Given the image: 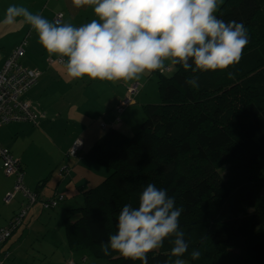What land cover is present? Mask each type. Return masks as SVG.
<instances>
[{"label":"trees","instance_id":"trees-1","mask_svg":"<svg viewBox=\"0 0 264 264\" xmlns=\"http://www.w3.org/2000/svg\"><path fill=\"white\" fill-rule=\"evenodd\" d=\"M60 12L64 16L63 11L55 15ZM215 15L247 28L249 43L238 64L195 73L198 89L186 83L193 74L181 65H174L171 75L160 72V101L142 105L143 116L134 121L131 134L117 127L128 106L119 111L118 105L128 91L116 105L109 129L90 146L83 141L76 152L111 170L96 185L82 188L80 201L66 202L69 197L63 193L41 198L49 176L39 180L28 214L37 205L44 211L60 207L66 212L57 227L64 225L70 252L85 249L114 264H141L116 253L105 256L100 249L116 233L123 206H137L140 192L153 183L184 209L179 230L189 245L182 256L187 264H264V0H225ZM38 112L36 119L20 121L38 123L45 115ZM12 234L0 244L3 262L9 256L4 245ZM171 247L165 240L162 248L148 253V264H173ZM194 251L201 252L195 261Z\"/></svg>","mask_w":264,"mask_h":264},{"label":"clouds","instance_id":"clouds-1","mask_svg":"<svg viewBox=\"0 0 264 264\" xmlns=\"http://www.w3.org/2000/svg\"><path fill=\"white\" fill-rule=\"evenodd\" d=\"M222 2L72 0L77 8L93 7L96 18L80 26L50 22L42 14L12 4L3 22L11 25L22 18L49 55L66 58L68 82L88 77L127 83L162 71L170 62L190 70L193 75L186 83L198 89L195 73L229 69L240 62L249 43L243 22L224 21L215 15ZM183 211L166 189L149 183L140 192L137 206L125 204L120 210L117 231L100 251L105 256L116 253L148 264V253L169 240L173 244L171 256L176 257L174 264H185L180 259L189 247L185 233L179 230ZM191 256L198 260L201 252L194 251Z\"/></svg>","mask_w":264,"mask_h":264},{"label":"crops","instance_id":"crops-1","mask_svg":"<svg viewBox=\"0 0 264 264\" xmlns=\"http://www.w3.org/2000/svg\"><path fill=\"white\" fill-rule=\"evenodd\" d=\"M12 4L23 5L33 13L40 12L50 22L54 20L53 16L57 11H63L64 23H71L74 26H80L95 19L93 7L77 8L72 0H0V68L15 46L25 38L31 37L26 42V53L22 60L28 57L32 65L22 63L31 68H39L42 73L37 83L27 91V97L32 100L40 112L45 113L38 123L20 121L1 126L0 143L9 147L12 155L23 165L24 182L29 189L35 190L39 180L49 176L44 190H40L41 198L63 193L65 197H69L66 202L80 201L82 188L88 187V182L92 185L99 182V177L94 180L88 177L92 169L104 175L108 173L103 168H93L95 166L84 157L80 159L83 156L82 152L79 156L80 161L74 160L75 156L68 153L73 140L77 137L82 138L85 147L90 146L108 125H112L116 105L120 102L119 100L128 96L126 88L130 84L139 82L143 84V86L140 84L142 89L140 88L141 90L133 95L134 102L127 104L128 106L120 113L121 121L117 124V127L128 133L134 121L143 116L142 105L149 102L146 96L150 95V92L154 96L155 94L160 95L157 87L159 70L127 83L93 81L88 77L68 82L69 77L65 68L66 58L63 62L55 61L59 56L49 55L42 45L37 43L35 34L31 36L32 28L22 18H17L16 22L11 25L3 22L7 7ZM49 58H53L54 61L50 62ZM166 65L169 67L168 62ZM151 77L155 78L156 87L151 84ZM149 87L152 89L150 90ZM39 138L42 141H38ZM38 155L44 161L36 167L34 161L37 165L39 159L34 157ZM3 165L4 160L0 156V218H5L0 221V227L6 226L9 218H12L11 216L18 211L16 208L18 206L20 208V203H22L20 200L23 199L21 197L17 200V194L9 203L4 201L6 194L13 189L15 178L4 172ZM79 167H84V170L77 171L76 168ZM95 173L92 172V175ZM39 209H41L40 206L35 212ZM61 214L64 216L66 212L61 211ZM40 217L38 214L36 218ZM82 258L84 259L82 256L80 260ZM68 261L70 260L66 262Z\"/></svg>","mask_w":264,"mask_h":264},{"label":"built area","instance_id":"built-area-1","mask_svg":"<svg viewBox=\"0 0 264 264\" xmlns=\"http://www.w3.org/2000/svg\"><path fill=\"white\" fill-rule=\"evenodd\" d=\"M63 14L57 13L53 18L55 21L61 22ZM27 39L25 38L12 50L9 57L5 60L2 68H0V127L8 123L20 120H33L36 119L39 112L32 100L27 97L28 89L34 85L41 75L42 71L39 68H31L25 66L20 58L25 54V45ZM62 59V58H58ZM50 62H53V58H49ZM169 67H165L160 72H166ZM140 84L138 82L133 83L127 87L130 95L121 100L118 105L119 111L123 110L124 105L131 104L134 101L132 95L139 91ZM72 146L68 153L71 156H76L79 149L83 145L82 138L74 139ZM0 156L4 160L3 169L7 174L15 176V184L12 191H9L5 197L6 202H10L16 194L21 193L23 200L20 209L14 213L10 222L6 226L0 228V244L5 241L12 232L18 228L24 218L28 214L32 202L36 200L37 193L29 189L24 182V171L21 170V163L16 159L9 147L0 143ZM52 205L56 204L55 199H52ZM85 259V258H84ZM83 259V260H84ZM3 261L0 260V264ZM73 261H69L67 264H72Z\"/></svg>","mask_w":264,"mask_h":264},{"label":"rangeland","instance_id":"rangeland-1","mask_svg":"<svg viewBox=\"0 0 264 264\" xmlns=\"http://www.w3.org/2000/svg\"><path fill=\"white\" fill-rule=\"evenodd\" d=\"M224 1L225 0H223V2ZM38 14H40V12ZM34 34L37 43H39L37 33L32 29L31 36H33ZM30 39L31 37L27 38V41ZM25 53H26V45H25ZM22 62L25 65L26 64L32 65V63L28 60V57H24ZM168 63H169V69L165 70L166 71L164 73L165 75H171L175 72V66L172 65L170 62ZM150 80L152 81L151 84L152 85L154 84L156 87L157 83L155 78L151 77ZM149 89L151 90L152 88L149 87ZM146 97H147L146 100L149 101L150 103L151 102L156 103L157 101H160L159 94H155L154 96L150 92V95H147ZM115 115L117 116V114ZM109 127L110 126L108 125L107 128L104 130V132H106L107 129H109ZM128 132L130 133L127 134H131L133 132V127H130ZM40 140L42 141L41 138H39L38 141ZM34 158L39 159L37 165L36 162L34 161L36 167L40 166L41 162L44 161V160L42 161L41 156L39 155ZM82 158L83 156L80 159ZM80 159L78 156L74 157V160L76 161L77 160L80 161ZM94 166L95 167L93 168H99L96 165ZM76 170L83 171L84 167L76 168ZM103 170H105V172L109 171V173L104 175L102 173H99L96 169H92V172H96V173L92 175V172H90L88 177L91 180H94L95 178L99 177L98 181L100 182L101 179L106 178L107 175H109L111 172L109 168L108 169L103 168ZM87 185L88 187H91L96 185V183L92 185L91 182H88ZM263 193H264V186H263ZM21 197L22 194L19 193L17 195V200H20ZM80 197H82L81 193H80ZM20 201H22V199ZM37 203L40 204V202ZM38 207L39 206L37 205L31 210V213L27 216V218H24L25 220L22 222V224L18 228H16L15 232L12 234V237L9 239V241H6V244L4 245L5 246L4 249L8 250L9 256L5 257V259L3 257L4 259L3 264H67L69 262V261L66 262L67 260L73 261L72 264H114L108 258L94 257V255L89 254V252L85 251V249L76 250L73 253L70 252L67 247L66 240L64 239L66 238L65 227H63L64 225H60L57 227V223L61 220L60 217L63 216V214L61 215L59 214L61 211L60 207L56 208L55 210L53 208H49L46 209L45 211L41 207V209L35 212ZM16 209L19 210L20 209L19 206ZM38 214H40L41 216L40 218H36ZM4 219L5 218H0V221H3ZM9 222H10V218L5 225H8ZM82 256L85 257L84 260H80ZM180 259H183L185 261V264H187L188 262L187 259L183 257H180ZM86 260L88 261L86 262Z\"/></svg>","mask_w":264,"mask_h":264}]
</instances>
